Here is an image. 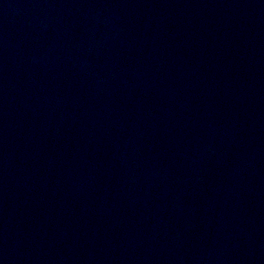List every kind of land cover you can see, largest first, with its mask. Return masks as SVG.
Instances as JSON below:
<instances>
[{
    "label": "water",
    "instance_id": "water-1",
    "mask_svg": "<svg viewBox=\"0 0 264 264\" xmlns=\"http://www.w3.org/2000/svg\"><path fill=\"white\" fill-rule=\"evenodd\" d=\"M0 264H264V0H0Z\"/></svg>",
    "mask_w": 264,
    "mask_h": 264
}]
</instances>
